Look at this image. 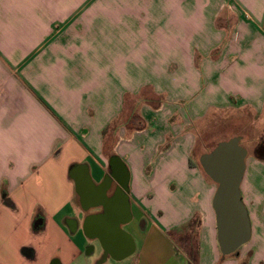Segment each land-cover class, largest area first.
Wrapping results in <instances>:
<instances>
[{
  "label": "crops",
  "instance_id": "crops-1",
  "mask_svg": "<svg viewBox=\"0 0 264 264\" xmlns=\"http://www.w3.org/2000/svg\"><path fill=\"white\" fill-rule=\"evenodd\" d=\"M263 109L264 0H0V264H264V140L227 255L192 156L202 119ZM121 199L131 239L103 257L83 226Z\"/></svg>",
  "mask_w": 264,
  "mask_h": 264
},
{
  "label": "water",
  "instance_id": "water-1",
  "mask_svg": "<svg viewBox=\"0 0 264 264\" xmlns=\"http://www.w3.org/2000/svg\"><path fill=\"white\" fill-rule=\"evenodd\" d=\"M239 137H231L218 142L210 151L200 155L199 162L208 177L217 184L212 199L215 212L217 240L223 255L231 254L248 240L250 229L246 209L241 202L240 183L244 173V159L246 150L240 145ZM75 179L76 190L80 195L87 189ZM128 203V202H127ZM107 205V204H106ZM129 205V204H128ZM108 206V205H107ZM96 216H89L83 226L84 232L89 234L93 230L103 249V257L113 256L115 247H125V236L130 235L121 228L123 222L118 221L122 216V208ZM117 212V213H116ZM132 241V240H131ZM131 248L134 250L133 241Z\"/></svg>",
  "mask_w": 264,
  "mask_h": 264
},
{
  "label": "rangeland",
  "instance_id": "rangeland-1",
  "mask_svg": "<svg viewBox=\"0 0 264 264\" xmlns=\"http://www.w3.org/2000/svg\"><path fill=\"white\" fill-rule=\"evenodd\" d=\"M205 119H202L198 123V126H200V129H198L199 138L196 150L192 153L193 159H198L200 154L211 150L218 143V140H227L236 136L240 138V145L249 150L248 154L251 156L253 155V149L258 145L259 141L261 139L264 140V109L258 116L252 115L250 112L230 111L226 114L214 116L212 119ZM189 227L192 229V232L190 235H187L188 237L178 234L174 239L176 240V244L182 249L194 251L192 245H195L193 234L195 224L191 223ZM189 241L192 244L190 247ZM96 248L97 250L99 249L98 245H96ZM101 254H97L98 258ZM109 262L114 263L111 260Z\"/></svg>",
  "mask_w": 264,
  "mask_h": 264
},
{
  "label": "flooded vegetation",
  "instance_id": "flooded-vegetation-1",
  "mask_svg": "<svg viewBox=\"0 0 264 264\" xmlns=\"http://www.w3.org/2000/svg\"><path fill=\"white\" fill-rule=\"evenodd\" d=\"M260 149L261 150L262 149L264 150V141H262L260 143ZM120 207L122 208L123 212H122V216H120L118 218V221H121L122 222V221L126 220L128 217H130L129 210H128L129 209V205H128V203L125 200L121 199L120 200ZM101 215H103V214L100 211L99 213L95 214L94 216H96L95 218H100ZM89 216H91V215H89Z\"/></svg>",
  "mask_w": 264,
  "mask_h": 264
},
{
  "label": "bare ground",
  "instance_id": "bare-ground-1",
  "mask_svg": "<svg viewBox=\"0 0 264 264\" xmlns=\"http://www.w3.org/2000/svg\"><path fill=\"white\" fill-rule=\"evenodd\" d=\"M6 105V104H5ZM79 207V206H78ZM99 248V247H98Z\"/></svg>",
  "mask_w": 264,
  "mask_h": 264
}]
</instances>
